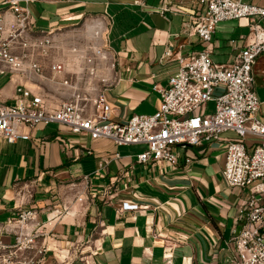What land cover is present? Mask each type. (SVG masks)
I'll return each mask as SVG.
<instances>
[{
    "label": "crops",
    "instance_id": "crops-1",
    "mask_svg": "<svg viewBox=\"0 0 264 264\" xmlns=\"http://www.w3.org/2000/svg\"><path fill=\"white\" fill-rule=\"evenodd\" d=\"M164 1L140 6L134 0H32L27 7L33 34L51 31L55 42L66 45L108 26L114 68L101 72L107 80L96 82V94L104 90L112 119L123 122L133 114H153L160 102L157 88L177 70L176 56L201 49L196 36L181 33V23L202 5ZM243 1L264 7V0ZM162 6L168 9L160 11ZM247 35L245 19L219 23L211 58L229 62ZM52 60L44 62L46 77ZM18 84L43 94L51 106L56 104L49 98L70 99L65 86L7 72L0 75V100L12 103ZM254 90L264 116L263 75H257ZM224 147L223 139L176 146L178 164L170 167L138 163L144 145L91 139L55 123L32 130L29 140L0 139V223L18 206L35 210L27 231L43 233L37 243L49 248L44 264H232L228 242L239 228L246 194L223 179ZM123 202L137 209L121 210ZM6 229L3 240L9 243L14 229Z\"/></svg>",
    "mask_w": 264,
    "mask_h": 264
},
{
    "label": "built area",
    "instance_id": "built-area-1",
    "mask_svg": "<svg viewBox=\"0 0 264 264\" xmlns=\"http://www.w3.org/2000/svg\"><path fill=\"white\" fill-rule=\"evenodd\" d=\"M30 1H2L0 75L16 72L45 78L69 88L70 99L51 106L43 94L16 85L12 103L0 100V139L8 144L29 140L32 130L55 123L72 134H86L91 139H110L116 145H144L145 149L136 155L138 163L170 167L178 164L176 146L186 148L223 139V179L229 186L244 189L246 194L238 208L239 228L228 242L230 262L264 264V116L254 90V66L264 56V7L243 0H195L202 9L181 23V33L196 36L201 49L176 56L177 70L164 87L157 88L160 102L153 114H133L120 122L112 119L104 90L93 98L89 96V107L78 86L83 83V88L94 89L96 82L106 83L101 72L114 68L108 26L95 28L81 43H55L51 31L32 33L27 7ZM144 2L134 0L140 6ZM167 9L162 6L159 10ZM238 19L247 20L245 42L229 62L213 61L211 41L216 26ZM49 58L53 60L46 77L44 62ZM208 102L213 103L212 110L207 109ZM227 132L232 136L222 138ZM120 209L133 210L137 205L123 202ZM35 218V210L18 206L0 223V264H44L49 248L43 240L37 243L43 233L27 231ZM8 227L14 229L9 243L3 240Z\"/></svg>",
    "mask_w": 264,
    "mask_h": 264
},
{
    "label": "rangeland",
    "instance_id": "rangeland-1",
    "mask_svg": "<svg viewBox=\"0 0 264 264\" xmlns=\"http://www.w3.org/2000/svg\"><path fill=\"white\" fill-rule=\"evenodd\" d=\"M73 42H80L81 43V41H79V40H76V41H73ZM55 43H59V42H55ZM212 59L215 62H219L220 61L219 58H218V56L216 54L212 56ZM260 61H263V60L262 59L258 60L256 62V64H255V66H254V76H255V79H256L257 75H258V77L259 76H262V75L264 76V72H262L264 70V66L262 67V70H261L260 67H257V63L260 62ZM36 83H39V82H36ZM39 84H41V83H39ZM78 86L81 87L80 88L81 89V92L86 95V99L84 100V103L86 104L87 102H90L89 96L91 97L93 94L94 95L96 94V88H94V89H85V88L82 87L83 86V83H79ZM49 101H52L54 104H58V103L62 102L63 100H61L59 98L58 99L57 98H55V99L54 98H49ZM206 107H207L208 110H212L213 109V103L212 102H208L206 104Z\"/></svg>",
    "mask_w": 264,
    "mask_h": 264
}]
</instances>
